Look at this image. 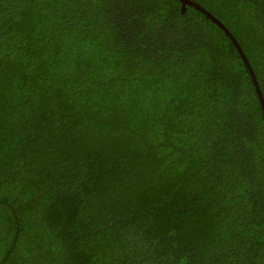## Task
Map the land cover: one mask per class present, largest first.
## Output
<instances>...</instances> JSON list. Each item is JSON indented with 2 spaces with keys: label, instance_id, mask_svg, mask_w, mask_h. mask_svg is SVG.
I'll use <instances>...</instances> for the list:
<instances>
[{
  "label": "trees",
  "instance_id": "1",
  "mask_svg": "<svg viewBox=\"0 0 264 264\" xmlns=\"http://www.w3.org/2000/svg\"><path fill=\"white\" fill-rule=\"evenodd\" d=\"M0 0V264H264V0Z\"/></svg>",
  "mask_w": 264,
  "mask_h": 264
},
{
  "label": "water",
  "instance_id": "2",
  "mask_svg": "<svg viewBox=\"0 0 264 264\" xmlns=\"http://www.w3.org/2000/svg\"><path fill=\"white\" fill-rule=\"evenodd\" d=\"M180 2H181V10H182V12L185 11L186 6H191V7H194L196 9L200 10L202 13L207 15L216 25L221 27L228 36L231 37V35L229 34L228 30L223 26V24L219 20H217L211 13H209L208 11L203 9L199 4H197V3H195V2H193L191 0H180ZM233 42H234L235 46L237 47V49H238V51H239V53H240V55H241V57L243 59L244 64L248 68L249 74H250V76H251V78L253 80L257 95H258L259 100H260V104H261V107H262V113L264 115V100H263V96L261 94L259 86L257 85V82H256L255 77L253 75L252 69H251V67L249 65V62H248L247 58L242 53L241 48H239V46L236 44V41H233Z\"/></svg>",
  "mask_w": 264,
  "mask_h": 264
}]
</instances>
